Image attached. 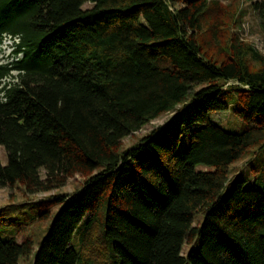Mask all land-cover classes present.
Returning a JSON list of instances; mask_svg holds the SVG:
<instances>
[{
  "label": "trees",
  "instance_id": "16d2710c",
  "mask_svg": "<svg viewBox=\"0 0 264 264\" xmlns=\"http://www.w3.org/2000/svg\"><path fill=\"white\" fill-rule=\"evenodd\" d=\"M247 1L264 32V0ZM210 3L0 0V45L8 36L16 56L0 65V189L86 176L50 200L59 208L34 252L17 236L48 217L45 203L0 208V264H264V58L238 41L207 56ZM221 112L241 126L222 127ZM248 151L253 175L230 178Z\"/></svg>",
  "mask_w": 264,
  "mask_h": 264
},
{
  "label": "rangeland",
  "instance_id": "374dc122",
  "mask_svg": "<svg viewBox=\"0 0 264 264\" xmlns=\"http://www.w3.org/2000/svg\"><path fill=\"white\" fill-rule=\"evenodd\" d=\"M212 10H216L214 14L217 17L218 31L217 38L218 40L210 41L206 43L207 39H200L203 45V48L207 56L215 57L216 53H222V48H226L227 46L233 44V42L238 41L240 43L241 48L244 49V46L252 47L259 55L264 58V32L261 30L259 21L252 11L250 7V2L247 0H210ZM90 3H85L83 7L90 6ZM177 6V5H176ZM221 27V29H220ZM208 32V31H206ZM199 36H206L205 33H198ZM236 39V40H235ZM12 44L11 39L8 36H5L0 45V65L7 64L12 59H15L12 53ZM251 63L257 67L258 64L255 60H252ZM12 74H15V71H12ZM180 107V106H179ZM179 113V110L176 109L174 111L166 112L161 114L157 118L151 120L147 124H145L141 129L135 131L134 133L124 137L121 141V145L119 150H124L128 147L134 145L138 139L145 134L156 130L159 126H163L172 118ZM213 118L217 120L219 123H229L231 120V115L228 112L214 113ZM222 126V125H221ZM241 126V124L232 123L223 125L227 130H236ZM186 141L183 140L180 142L179 148L183 147ZM256 156L255 153L248 151L245 155H243L239 160L235 161L230 167L229 177L232 178L239 171L247 174L249 178L253 175V172H249L251 169L250 164L252 159ZM0 159L2 163L6 162V157L4 154L3 147L0 146ZM207 167L204 165H198L197 169H206ZM248 170V171H247ZM41 176L44 177V172L41 170ZM252 174V175H251ZM86 176L80 174H74L69 177L65 183L60 188L51 189L45 192H39L35 194H28L24 191L21 185L16 184L13 188H1L0 189V208L4 207V210H7L9 206H12V210L15 207H20L21 204H28V202H44L45 205L43 207L48 208V217L44 218L40 222H36L31 224V226H27L23 223L22 230L18 232V240L21 241L24 238H31L34 242L33 252L38 247L39 241L42 239L45 229H47L53 215L56 213L59 208L58 204L51 203L50 200L58 194L61 195H71L75 191H77L85 180ZM21 215V214H20ZM5 224L7 228L11 226L14 228L17 225L10 223L9 221H1V224ZM25 226V227H24ZM11 227V228H12ZM190 248L189 244H185L183 247V251L186 252ZM32 255L27 259L22 260L21 264H31Z\"/></svg>",
  "mask_w": 264,
  "mask_h": 264
},
{
  "label": "clouds",
  "instance_id": "9594fccd",
  "mask_svg": "<svg viewBox=\"0 0 264 264\" xmlns=\"http://www.w3.org/2000/svg\"><path fill=\"white\" fill-rule=\"evenodd\" d=\"M17 56H19V54H18ZM15 57H16V56H15Z\"/></svg>",
  "mask_w": 264,
  "mask_h": 264
}]
</instances>
